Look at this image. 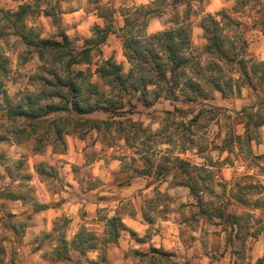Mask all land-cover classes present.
Segmentation results:
<instances>
[{
  "label": "rangeland",
  "instance_id": "obj_1",
  "mask_svg": "<svg viewBox=\"0 0 264 264\" xmlns=\"http://www.w3.org/2000/svg\"><path fill=\"white\" fill-rule=\"evenodd\" d=\"M174 1L0 0V99L6 95L16 102L26 93H36L38 79L45 75L43 61L27 50L11 26V14L20 4L29 6L24 21L40 38L61 42L65 34L77 51L92 36L94 25L103 26L98 8L113 9L112 33L99 45L100 54L94 51L92 63L76 69L94 72L96 63L111 57L126 72L129 65L120 39L122 10L147 6L153 15H147L143 29L151 34L172 27ZM184 1L190 3L193 51L204 44L201 16L214 15L235 57L244 59L251 85L236 66L228 65L223 72L232 91L223 85L224 96L209 91L208 98L192 102L182 101L180 95L176 99L162 96L150 107L132 98L133 113L123 118L144 129L132 146L113 130H92L83 136L64 135L63 152L60 146L34 152L32 139L13 142V126L2 106L0 264H264V125L259 126L256 118L250 121L249 143L243 127L246 114L264 101V65L260 63L264 62V0ZM92 80L97 81L95 75ZM88 117L106 118L102 113ZM142 154L153 165L179 157L191 168H205L199 196L222 208L224 217L237 216V224L231 226L214 215L207 220L189 189L175 185L179 180L187 183L186 177L175 179L173 173L158 177L155 168L149 176L138 175ZM191 174L196 178V170ZM52 209L61 210L48 215ZM137 214L146 226L139 236L126 229L116 244L105 243L106 218L116 215L123 220ZM79 230L92 234L96 250L80 254L71 246ZM54 250L63 259L55 260Z\"/></svg>",
  "mask_w": 264,
  "mask_h": 264
},
{
  "label": "trees",
  "instance_id": "obj_2",
  "mask_svg": "<svg viewBox=\"0 0 264 264\" xmlns=\"http://www.w3.org/2000/svg\"><path fill=\"white\" fill-rule=\"evenodd\" d=\"M172 7V27L151 34L145 33L143 28L147 25V15L152 16L153 11L145 5L124 8L121 13L123 25L120 28V39L128 70L123 72L121 65L108 57L95 64L94 72H89L76 67L90 65L94 51L100 54L99 45L104 43L108 33H112L109 18H112L113 9L98 8L97 16L102 19L103 26L94 25L92 36L84 39L83 47L77 51L69 45L65 34L61 35V42L40 38L34 28L24 21L29 6L20 4L11 14V26L18 32L27 50L34 52L43 61L45 75L38 79L40 88L36 93H26L16 102L6 95L0 99V109L3 106L5 119L13 126L10 132L13 142L20 144L32 139L34 152H41L46 146L53 149L60 146L63 152L64 135L83 136L92 130H113L127 145L132 146V142L144 134L139 124L129 117L123 118L125 113H133L132 98L143 107H150L162 96L176 99L180 95L184 102L208 98L209 91L224 96L227 92L223 85H226L227 91H232L223 72V67L228 65L236 66L239 75L251 85L244 59L236 58L232 51L233 45L226 43L220 20L210 13L201 16L199 26L204 44L195 52L191 46L188 19L190 3L175 0ZM260 63L264 65V62ZM0 67L3 69V60ZM93 75L97 81L92 80ZM93 113H102L106 118H89L88 115ZM246 115L244 140L249 143L252 139L250 121L256 118L259 126L264 125V101L254 112ZM117 117L121 119H115ZM141 159L143 167L137 171L138 175L149 176L152 174L151 168H155L158 177L169 173H173L175 179L178 176L186 177L187 183L179 180L175 185L189 189L200 213L205 214L207 220L214 215L220 220L225 219L231 226L237 224V216L227 214L224 217L222 208L215 206L212 200L203 202L199 196L204 190L202 184L205 185L206 181L201 174L205 168H191L186 160L179 157L172 162L164 158L156 165L145 154H142ZM193 169L196 170V178L191 174ZM157 193L160 196L166 195L160 191ZM212 210L213 214L207 213ZM142 217L145 221H151L144 211ZM126 229L119 216L106 218L105 243L116 244L120 232ZM128 231L135 236L134 232ZM93 238L92 234L79 230L71 246L80 254H85L88 250H96ZM152 251L158 252L153 248ZM159 253L165 255L164 252ZM54 257L55 260L63 259L58 250H54ZM100 259L104 261V258Z\"/></svg>",
  "mask_w": 264,
  "mask_h": 264
},
{
  "label": "crops",
  "instance_id": "obj_3",
  "mask_svg": "<svg viewBox=\"0 0 264 264\" xmlns=\"http://www.w3.org/2000/svg\"><path fill=\"white\" fill-rule=\"evenodd\" d=\"M60 210L61 209H57V211H56L55 209H52V211L49 212L48 215H51V216L58 215L60 213ZM141 220H142L141 214H137V215H135V218L123 219L122 223L125 225V227L128 230L134 232L135 235H137L136 233H138V236H139V234L143 231V228L146 227L143 223H141Z\"/></svg>",
  "mask_w": 264,
  "mask_h": 264
}]
</instances>
